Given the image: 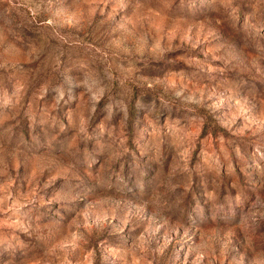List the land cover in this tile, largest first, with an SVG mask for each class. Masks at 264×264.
Instances as JSON below:
<instances>
[{
	"label": "rangeland",
	"instance_id": "1",
	"mask_svg": "<svg viewBox=\"0 0 264 264\" xmlns=\"http://www.w3.org/2000/svg\"><path fill=\"white\" fill-rule=\"evenodd\" d=\"M0 264H264V0H0Z\"/></svg>",
	"mask_w": 264,
	"mask_h": 264
}]
</instances>
